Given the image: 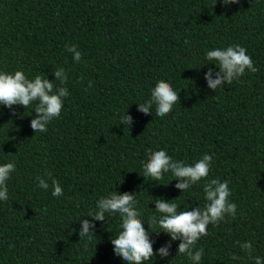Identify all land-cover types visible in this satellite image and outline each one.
<instances>
[{
    "label": "trees",
    "instance_id": "16d2710c",
    "mask_svg": "<svg viewBox=\"0 0 264 264\" xmlns=\"http://www.w3.org/2000/svg\"><path fill=\"white\" fill-rule=\"evenodd\" d=\"M214 3L0 0V72L51 82L64 68L67 83H54L70 93L47 132L30 126L35 104L0 105V165H16L8 199L0 200V264H126L111 243L122 231L119 214L106 213L105 221L87 217L114 191L136 193L154 253L171 245L167 257L143 264H193L177 255L180 240L148 223L161 215L154 198L177 204L178 212L203 207L205 181L182 193L171 172L145 180L148 149H163L187 165L211 155L208 178L228 181L236 216L208 225L193 249L204 250L199 264H255L254 257L264 264V0ZM70 45L81 53L79 62ZM234 45L247 49L258 71L208 88L205 74L212 68L215 80L219 68L207 51ZM161 80L180 102L163 118L155 104L152 115L142 113L139 104ZM125 112L131 127L121 124ZM48 172L62 196H52ZM38 177L48 190L38 187ZM81 219L95 225L91 239L79 237ZM244 242H251V256Z\"/></svg>",
    "mask_w": 264,
    "mask_h": 264
},
{
    "label": "clouds",
    "instance_id": "9594fccd",
    "mask_svg": "<svg viewBox=\"0 0 264 264\" xmlns=\"http://www.w3.org/2000/svg\"><path fill=\"white\" fill-rule=\"evenodd\" d=\"M227 6L237 3L238 0H221ZM216 3V0H215ZM214 3V5H215ZM68 51L74 53L73 59L77 62L81 60V53L75 45L66 46ZM208 61H215L219 68L216 79H212V68L205 74L208 88L217 90L223 87L225 82L231 84L238 80L248 70L255 73V67L251 56L247 54V49L234 45L226 49L209 50L206 53ZM54 81H49L42 75H36L34 79H29L23 71L14 73L0 72V105L12 108L13 105H21L24 108L35 104V118L31 120V128L34 132H47V125L52 120L60 116L63 100L70 93L66 87H56L55 81L65 85L68 80L67 72L64 68H59L53 72ZM92 82H89V87ZM180 102V97L173 90L170 83L163 80L158 81L151 91V98L145 103L139 104V111L152 115L150 109L156 105L155 114L161 118L169 114L173 106ZM127 112V111H126ZM126 112L120 117L121 124L131 127L132 117ZM148 159L143 163V177L157 182L163 179L164 174L171 172L174 180L180 181L175 187L184 191L193 185L205 181L203 190L207 203L203 207L193 208L191 211L183 210L178 212V205L166 202L163 198H154L155 210L161 215L159 218L153 216L149 224L150 228L158 224L161 231L170 234L171 240H180L177 255H187L193 264H199L203 256V248L193 251L197 241L208 234L209 224L217 225L225 219V216H236V204L229 200L231 191L228 181L221 182L219 179H209V173L213 157L205 154L200 160L192 165H187L183 161L174 160L163 149L153 151L147 150ZM16 170L14 162L0 165V200L8 199L7 181L10 174ZM51 179L52 196H62L63 189L59 182L52 177L50 172L46 173ZM38 179V187L44 190L49 189V183L44 178ZM136 193L118 194L117 191L110 193L106 197H101L97 201L96 211L89 213L87 217L93 220L105 221V214H119L121 217V229L117 238L111 239L114 252L120 256L126 264H143L151 257L159 255L161 258L169 255L170 243L162 246L157 253H154L152 242L149 240L150 231H146L144 222L141 221L140 212L137 210ZM82 227L78 233L80 238L91 239L95 236V225L88 219H81ZM91 229V230H90ZM157 232V233H158ZM243 251L249 256L252 254L251 242H244L241 245ZM232 259H240L233 254ZM255 264H262L260 257H254Z\"/></svg>",
    "mask_w": 264,
    "mask_h": 264
}]
</instances>
